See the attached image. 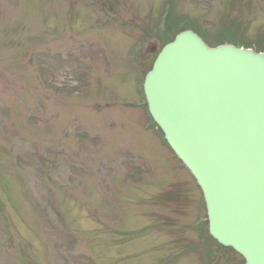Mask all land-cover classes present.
Returning <instances> with one entry per match:
<instances>
[{
  "label": "rangeland",
  "instance_id": "374dc122",
  "mask_svg": "<svg viewBox=\"0 0 264 264\" xmlns=\"http://www.w3.org/2000/svg\"><path fill=\"white\" fill-rule=\"evenodd\" d=\"M171 1L0 0V264H241L197 238L139 86L178 23L264 50V0Z\"/></svg>",
  "mask_w": 264,
  "mask_h": 264
},
{
  "label": "water",
  "instance_id": "95a60500",
  "mask_svg": "<svg viewBox=\"0 0 264 264\" xmlns=\"http://www.w3.org/2000/svg\"><path fill=\"white\" fill-rule=\"evenodd\" d=\"M149 111L198 181L209 233L264 264V54L208 47L191 30L145 77Z\"/></svg>",
  "mask_w": 264,
  "mask_h": 264
}]
</instances>
